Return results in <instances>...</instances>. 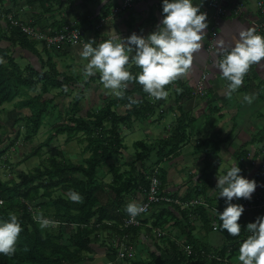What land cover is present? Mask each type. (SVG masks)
I'll list each match as a JSON object with an SVG mask.
<instances>
[{
    "label": "trees",
    "instance_id": "obj_1",
    "mask_svg": "<svg viewBox=\"0 0 264 264\" xmlns=\"http://www.w3.org/2000/svg\"><path fill=\"white\" fill-rule=\"evenodd\" d=\"M3 2L4 0H0V4ZM6 23V28L0 23V112L4 110V106L20 99L16 105L17 111L28 110L29 115L23 114V117L17 118L13 127L24 124V140L31 142L45 121L50 119L48 115L51 106L56 111H61L62 106L56 103L57 98H67L74 92L72 84L80 82L58 71L50 50L44 48L43 52L39 51L38 42L28 39L8 20ZM18 49L36 56L40 68L30 63L27 67H22L17 62ZM129 71L133 77L131 81L136 82L135 76L140 68L134 65ZM89 83L69 105L67 119L61 116L53 118L55 123L46 142L35 148L27 159L41 157L43 148L63 134H68V141L78 137L80 143L87 142L84 153H89L90 156L78 165L61 163L56 159L48 160L47 164L42 162L33 173L20 175V183L14 180L6 182L0 178V219H7L8 214L13 213L22 226L15 251L9 255L0 254V264H96L92 257L99 249L107 250L117 257L121 244L129 246L127 242L131 237L134 245L140 244L138 241L145 232L155 237L152 249L147 250L149 261L141 260L138 263L133 260L135 251L132 258L123 260L130 264H229L230 259L239 255L240 244L249 235L246 231L248 224L244 217L246 214H242L238 221L241 225L239 236H230L226 230L221 229L218 213L224 211L226 198L218 205L208 196L214 186L213 178L216 174L211 164L203 170L200 183L186 193L183 199L184 202L205 199L206 204L201 201L204 206L182 210L175 204L160 203L154 205L148 216L143 217L141 226L120 228L122 221L129 217L125 211L127 198L131 199L138 194L142 197L144 190L149 188L154 168L165 158L178 155L180 148L189 142V127L182 120V116H185L182 114L173 134L160 141L158 149H151L145 141L135 143L134 158L126 163L127 169L123 170L118 164L123 156L122 151H126L121 126L131 120L134 113L122 118L108 105L101 112L90 115L93 120L81 117L82 99L86 89H90ZM55 91L59 93L54 95ZM32 93L38 95L33 97L30 95ZM145 106L153 110L148 103ZM134 110L136 112L140 109ZM5 128L0 121V132ZM20 136L21 131L18 130L14 142H11L10 137L0 135V162L7 163L3 159L4 154L6 150L15 147ZM9 141L11 143L3 149L2 146ZM154 150L157 151L158 160L149 166ZM219 153V148L210 151V159L218 161ZM247 157L248 153L243 152L238 160H245ZM108 173L113 174L110 184L103 182V177ZM163 175L161 170V192L168 197L170 195H166L163 190L166 182ZM260 179L261 175L255 181L259 183ZM58 191L62 194L54 197ZM70 191L77 192L81 199L78 202L71 201L68 196ZM36 215L49 220V226L40 227L34 219ZM214 224L217 225V230ZM174 228L179 233L176 238L171 236V229ZM65 229L72 230L68 239L64 235ZM156 230L166 234L159 238ZM205 231L207 234L217 232L225 241L221 248L214 251L220 260H211L205 256L213 252L210 245L204 242L206 238L202 233ZM106 233L118 235V243L111 244L110 249L103 240ZM207 234L205 233L206 236ZM149 235L147 240L152 239ZM184 248L191 249L192 255L189 256Z\"/></svg>",
    "mask_w": 264,
    "mask_h": 264
},
{
    "label": "crops",
    "instance_id": "obj_2",
    "mask_svg": "<svg viewBox=\"0 0 264 264\" xmlns=\"http://www.w3.org/2000/svg\"><path fill=\"white\" fill-rule=\"evenodd\" d=\"M122 1L4 0L0 4V23L3 28H6L7 19L5 20V15L12 14L16 19L24 20L39 30L52 31L53 33L62 31L68 23H76L77 27L83 32L82 45L76 48L65 47L50 51L54 62L59 66V72L73 77L79 82L81 77H77L75 71L82 73V69L87 63H83L84 58L80 55L84 42L94 39L97 40L96 43H100L105 39L117 37L118 35L127 38L133 33L146 37L160 25L163 19L162 0H142L136 1L132 9L121 13L117 18L97 30L100 20L108 16L113 8L119 6ZM194 2V6H200L201 12L210 15V0H194ZM256 4L257 0H232L227 6V15L222 19L217 30L213 52H208V41L211 36L208 26L205 30L206 35L201 41L202 48L193 54L190 70L165 86L168 91L166 98L157 100L150 97L149 94L143 91V86H139V83L131 80L124 82L127 87L122 90V96L117 97L113 90L103 87L99 79V73L81 79L82 83L91 82V84L89 83V91L93 89L90 92V97L83 96L87 108L83 109L81 117L97 114L108 105L112 106V111L122 118L133 112L132 119L127 120L121 126V134H124V130L136 129L141 124L146 134L151 137L149 143L147 142L151 149H158L156 143L169 138L173 134L182 114L185 115L182 116V120H185L186 125L188 124L189 127L187 146L184 145L179 150L178 155L167 157L160 162L166 180L165 183H169L167 189H165L166 195H170L171 197H168L174 200L184 202L183 199L186 193L197 183H200L199 179L203 174V170L209 164L216 172L213 178L214 186L208 193L214 203L217 202L219 205L223 201V198L218 197L219 193L216 191L218 172H225L234 164H238L241 175L249 180H257L261 175L255 191L259 190L264 194V170L262 169L264 167V61L250 66L243 78L242 85L231 95H226L228 81L219 75L218 69L213 68V64L219 59L217 55V42L219 40H223L224 47L229 48V46L234 45L242 29L247 27L255 29L256 23L263 22V17L258 13ZM208 21V25H210L212 22L211 17L208 18ZM38 50L43 52L44 47L40 46ZM24 53V56L19 58L26 61L25 65L28 66L31 63L33 66L40 68L36 56L30 52ZM133 66L134 64L131 67ZM203 75L207 76L206 94L203 97L195 98L192 93ZM80 83H75L76 87L79 85L78 91H82L85 86V84ZM245 95L254 97L251 103L244 100ZM69 98L70 95L67 99ZM89 103L91 106H88ZM147 103L153 110L145 106ZM135 108L140 110L134 112ZM90 119L93 120L94 118ZM166 124H168V129ZM219 134L225 138L223 144L219 146L220 153L218 161H216L210 159V151L215 149L210 148L209 143L211 137ZM194 138H197V140ZM193 146L195 147L193 148ZM243 152H247L248 157L238 162L237 158ZM156 153L157 151L154 150L150 163H148L149 166L158 160ZM122 155L118 164L121 168H127L126 163L131 162L134 156L130 157L124 151H122ZM126 156H129L128 160H126ZM84 160V158L80 159L79 162L73 164H81ZM109 177L112 181L113 174L108 173L104 176L103 182L106 183V179ZM133 198L127 199V203L133 202ZM141 201V195L138 194L135 202L140 204ZM198 201L205 203V199H199ZM249 201L251 199L240 198L239 200L235 199L234 203L240 204ZM260 216H264V211L247 213L244 217L247 224H249L254 223ZM174 231H176L175 228L171 229L172 234ZM178 235L177 231L175 236ZM175 236L174 238H176ZM204 237L207 239L208 236L205 235ZM222 239L221 236H218V238L211 239L212 244L208 242L213 251L210 254H214L216 249L224 245L221 243ZM138 242L146 245L148 240L145 233L141 234ZM150 249L152 248L150 247ZM94 259L96 264L111 263L108 252L104 249H99L98 253L94 255Z\"/></svg>",
    "mask_w": 264,
    "mask_h": 264
},
{
    "label": "clouds",
    "instance_id": "obj_3",
    "mask_svg": "<svg viewBox=\"0 0 264 264\" xmlns=\"http://www.w3.org/2000/svg\"><path fill=\"white\" fill-rule=\"evenodd\" d=\"M194 4V0H162L163 19L146 37L133 33L127 38L118 35L100 43L94 39L84 42L80 53L87 60L82 69L84 76L87 78L99 73L103 87L120 97L127 87L124 82L133 78L129 68L134 64L140 68L135 80L143 86V91L157 100L166 98L168 91L165 86L190 70L193 54L202 48L201 41L209 26L207 14ZM217 55L219 59L213 68L218 69L219 75L228 81L226 95H231L242 85L250 66L264 61V36L257 34L254 28H244L229 48L219 40ZM253 99L244 96L248 103ZM257 186L255 180L241 175L238 164L225 172H218L216 191L219 198H226V207L222 213H217L221 229L230 236L240 235L238 221L245 211L242 204L233 203V200H250ZM68 196L73 202L81 199L75 191H70ZM125 211L129 222H132L145 211V206L133 201L126 205ZM34 219L42 228L50 223L39 215ZM21 231V223L15 214L9 213L7 219H0V254L9 255L15 251ZM246 231L249 235L240 244L237 260L240 264H264V216L249 223Z\"/></svg>",
    "mask_w": 264,
    "mask_h": 264
},
{
    "label": "rangeland",
    "instance_id": "obj_4",
    "mask_svg": "<svg viewBox=\"0 0 264 264\" xmlns=\"http://www.w3.org/2000/svg\"><path fill=\"white\" fill-rule=\"evenodd\" d=\"M9 16H14V15H12V14L5 15V20ZM21 21L25 22L24 20H21ZM25 23H28V22H25ZM40 46H43V45L39 44L38 47H40ZM24 54H25L24 52L19 51V49H18V52L16 53V57H17L18 63L22 67H24V66L27 67V65H25L26 61L19 58V57L24 56ZM86 62H87V60L83 59V63H86ZM58 68H59V66H57V69ZM76 72L77 71H75V75H77V77H79V78L81 77L82 80L84 78H86L84 76L83 72L82 73H79V72L76 73ZM81 79H79V82L82 83ZM82 84L87 85L86 82L82 83ZM90 84H91V82H90ZM72 87H73L72 90L74 89L73 90L74 92L72 94H70L69 99H67L65 97H63V98L59 97L56 100V103L58 105L62 106L60 108L61 111H58V110L56 111V108L54 106H51V108H50L51 112L48 115V118H50V119L45 121L44 125L41 127L37 136L34 137L31 142H26L24 140L25 139V137H24L25 136V130L23 128L24 124H18L16 127H13L17 118H19L20 116L23 117L22 116L23 114L29 115L28 110L17 111L16 105L21 100L20 99L16 100L15 103L4 106V108H3L4 110H2L0 112V115H1L0 121L2 124H4L6 126V128L0 132V135L5 136V138L10 137L11 142H14V137H15L16 132L18 130L21 131V136L18 139V141L16 142L15 147H13L9 150H6V153L4 154L3 159L7 160V163L0 162V178L3 181L7 182L9 180H14L17 183H20V181H21L20 175H22V174L28 175V174L33 173L35 171V169H37L39 167V165L42 164V162L47 164L48 160H50V159H56L57 161H60L61 163H77V162H79L80 159H83V158L86 159L90 156L89 153H84V148L86 147L87 142L80 143L78 141V137L74 138L71 141H68V134H63V135L58 136L55 140H53L49 146L43 148V150L41 152V157H34V158L27 159L28 155L35 148L39 147L40 145H43L46 142L48 136L51 133V127L55 123L53 118L61 116L62 118L67 119L66 112L69 109V105H70V103H72V101L76 97V95L79 94V92H80V91H78L79 85H78V87H76L75 83H73ZM92 90L89 91V89H86V91L84 93L85 97H90V95H91L90 92ZM58 93H59L58 91L53 92L54 95L58 94ZM30 95L34 97L38 94L32 93ZM49 98H51V97H49ZM88 106H91V104L89 103ZM82 108L84 110L87 108V104L85 103V101L82 102ZM70 125L73 126V124H70ZM166 128L168 129V124H166ZM122 136L125 140L124 144L126 146V151H124V152L126 154H129L130 157H133L135 152H136V148L134 147V144L136 142H138V141L148 142L151 139V137L146 134L145 129L143 127H141V124H139L138 128H136V129H133L130 131L124 130V134ZM224 138L225 137L221 134L215 135L214 137H211L209 147L216 150L217 148H219L220 145L223 144L222 142H223ZM194 139L197 140V138H194ZM10 141L7 142L6 145L2 146L3 149H5V147L11 143ZM204 142H207V141H204ZM187 144H188V142L185 144V146H187ZM156 145H158V147H159L160 142L156 143ZM183 146L180 149H182ZM194 147L195 146H193V148ZM128 158H129V156H126V160H128ZM237 160H238V158H237ZM238 162H239V160H238ZM123 169L125 170L127 168H123ZM106 183H109V184L111 183L110 177L106 179ZM168 185H169L168 182L164 183V185H163L164 189L163 190L167 189ZM60 194H62V192L58 191L55 193L54 197H58ZM135 200H136V197L134 196L133 201H135ZM196 225L199 226V223H196ZM48 226H49V224H48ZM71 231L72 230H70V229H65L64 235H65V237H67V239L69 238ZM199 232H200V230H199ZM145 233H146L145 236L148 237L149 233L148 232H145ZM205 233L207 234V232L205 231L202 233V236H205ZM175 234H177V231H174V233L171 236L174 237ZM207 236L208 237H207L206 241H204V242L211 243L212 238H218V236H220V235L217 232H210L207 234ZM151 237H152V239L148 240L146 245L143 244L145 246L144 248H143L142 244L134 245L132 243L133 242L132 237L130 239H128V242L126 241L127 243H129V246L131 247L132 251L133 250L135 251V258L133 260H137L138 263L141 260L149 261V254H148L147 250L150 249V247H152L151 245L153 244V241L155 240L154 239L155 237H153V235L152 236L149 235V238H151ZM103 240L105 241L106 247L108 249L111 248V244L116 245V243H118V241H119L118 235H116V233L104 234ZM221 243L224 244L225 241L222 239ZM108 256L110 257V262L113 264H130L126 260L120 259L118 254L116 257V256H114L113 253H112V255L110 253H108ZM237 257L230 259L229 264H240V262L237 260ZM93 258H94V256L92 257V259ZM111 263H107V264H111Z\"/></svg>",
    "mask_w": 264,
    "mask_h": 264
},
{
    "label": "built area",
    "instance_id": "obj_5",
    "mask_svg": "<svg viewBox=\"0 0 264 264\" xmlns=\"http://www.w3.org/2000/svg\"><path fill=\"white\" fill-rule=\"evenodd\" d=\"M136 1L142 0H123L121 4L111 11V13L100 20L97 30H100L111 20L117 18L121 13L127 12L132 9ZM146 1V0H143ZM232 2V0H210L209 2V11L210 15H207V18L211 17V24L209 25L211 36L208 41V52L212 53L215 49V38L217 37V30L219 29L220 22L227 15V6ZM257 11L263 17V22L255 24L256 33L264 36V0H257ZM7 20L12 24L13 27L18 28L21 33H23L31 41L38 42L40 45H43L44 48L48 50L52 49H63L65 47H79L82 45L83 32L80 28L77 27L76 23H68L62 31L58 33H53L52 31H42L31 25L30 23H25L21 20L16 19L13 16H9ZM208 24L209 21L207 20ZM206 83L207 76L203 75L199 84L197 85L195 91L192 93L193 97H203L206 94ZM264 170V167L262 168ZM160 171L161 165L159 164L154 168L151 178L149 188L144 190L142 195L141 205L145 206V211L139 214L134 221L129 222L130 218H125L122 221L121 229H128L131 227H139L142 225V219L144 216H148L154 205L160 203H171L178 205L182 210L195 208L197 206H204L205 204L201 201H192V202H181L180 200H174L164 196L161 192V181H160ZM1 203V202H0ZM244 206L245 211L243 214L252 213V212H263L264 211V194L259 190L255 191L251 201L240 203ZM215 230H217V225L214 224ZM165 234L161 231L156 230V236L162 237ZM122 248L118 254L120 259L132 258L134 256V250L132 251L130 246L121 244ZM187 254L192 255V251L189 248H184ZM208 259L211 260H220L218 255L209 254L205 255Z\"/></svg>",
    "mask_w": 264,
    "mask_h": 264
}]
</instances>
